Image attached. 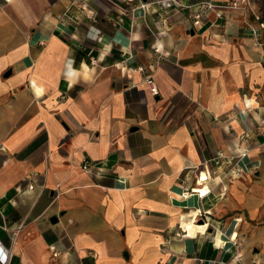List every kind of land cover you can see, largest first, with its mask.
Wrapping results in <instances>:
<instances>
[{"label": "crops", "instance_id": "1", "mask_svg": "<svg viewBox=\"0 0 264 264\" xmlns=\"http://www.w3.org/2000/svg\"><path fill=\"white\" fill-rule=\"evenodd\" d=\"M176 1L0 0V264H264V0Z\"/></svg>", "mask_w": 264, "mask_h": 264}, {"label": "built area", "instance_id": "2", "mask_svg": "<svg viewBox=\"0 0 264 264\" xmlns=\"http://www.w3.org/2000/svg\"><path fill=\"white\" fill-rule=\"evenodd\" d=\"M176 4H179L176 0H174ZM141 6L143 8H146V4L142 3ZM217 8H242L247 10V6H245V4L243 3L242 0H201L196 6L193 7V22L195 25H201V21H202V17L207 13L208 10L211 9H217ZM252 31L254 33V35H256L257 37L260 34V30L257 27L252 26ZM257 43H260L259 40L257 39ZM150 69L152 71H147V68L145 66H138L136 68H130V71H142L144 73H146L145 76V82L147 84V86L149 87V90L151 92V94L153 95H158L159 94V87L157 84V81L155 80L154 74H153V66H150ZM263 123H264V119H263ZM232 152V157H231V166L228 170L229 174H239L242 171V166H240L239 161L237 162H233V159L236 157H243L246 156L247 153L249 152V148L245 147L240 153H235L233 151ZM223 158H224V154L223 153H219L216 158H214L213 160L215 161V163L220 166L223 164ZM82 169L85 171H91L92 170V162L90 159L85 158L82 162L81 165ZM206 174V178L202 179V173ZM212 177V171L209 168H204V170L200 173V178L198 179V183H199V187L200 188H193L192 192H196L199 194V196L204 197L207 194L210 193L211 189L209 188L208 185H205V183L209 180V178ZM35 187L34 183H29L28 188L29 189H33ZM41 188L44 189L45 185L42 184ZM188 194V193H186Z\"/></svg>", "mask_w": 264, "mask_h": 264}, {"label": "bare ground", "instance_id": "3", "mask_svg": "<svg viewBox=\"0 0 264 264\" xmlns=\"http://www.w3.org/2000/svg\"><path fill=\"white\" fill-rule=\"evenodd\" d=\"M205 178H206V176L202 177V179H205ZM197 228H202V226H199V225L188 226V231L194 232L197 230Z\"/></svg>", "mask_w": 264, "mask_h": 264}, {"label": "water", "instance_id": "4", "mask_svg": "<svg viewBox=\"0 0 264 264\" xmlns=\"http://www.w3.org/2000/svg\"><path fill=\"white\" fill-rule=\"evenodd\" d=\"M52 220H53V221H56V220H57V218H52Z\"/></svg>", "mask_w": 264, "mask_h": 264}]
</instances>
